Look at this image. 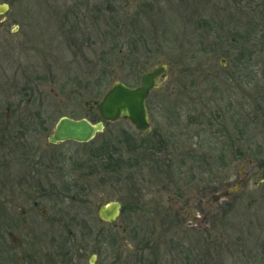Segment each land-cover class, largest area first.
I'll return each instance as SVG.
<instances>
[{
    "label": "rangeland",
    "instance_id": "374dc122",
    "mask_svg": "<svg viewBox=\"0 0 264 264\" xmlns=\"http://www.w3.org/2000/svg\"><path fill=\"white\" fill-rule=\"evenodd\" d=\"M1 4L0 208L19 223L20 258L52 255L60 239H99L119 264H264V0ZM161 65L149 134L120 120L89 143L49 144L62 117L98 123L95 104L113 84L138 87ZM3 119L30 123L25 146L8 147ZM36 160L50 169L37 173ZM239 169L241 190L215 200ZM115 201L117 226L101 224L97 204Z\"/></svg>",
    "mask_w": 264,
    "mask_h": 264
},
{
    "label": "water",
    "instance_id": "95a60500",
    "mask_svg": "<svg viewBox=\"0 0 264 264\" xmlns=\"http://www.w3.org/2000/svg\"><path fill=\"white\" fill-rule=\"evenodd\" d=\"M9 10L7 4L0 5V15ZM224 64V60L222 61ZM168 74L167 65H161L145 72L142 75L141 85L129 87L123 83L116 82L104 95L103 99L96 103V111L101 121L93 124L87 119H72L62 117L54 127V131L49 137L52 144L73 141L77 143H88L97 134L103 133L106 122H117L126 120L132 124L139 134L145 135L151 132V123L147 109V100L152 91L160 88L162 80ZM242 180L235 186L226 189L222 193V198L229 197L241 189ZM122 204L120 202H109L100 205L98 218L102 222L114 224L121 216Z\"/></svg>",
    "mask_w": 264,
    "mask_h": 264
},
{
    "label": "flooded vegetation",
    "instance_id": "af4514ba",
    "mask_svg": "<svg viewBox=\"0 0 264 264\" xmlns=\"http://www.w3.org/2000/svg\"><path fill=\"white\" fill-rule=\"evenodd\" d=\"M6 112H8V113L10 112L9 115H11L12 109H7ZM0 119H1V116H0ZM5 119H7V117H5ZM5 119H3V120H5ZM29 119H30L32 125L33 126L35 125L33 127L34 129H41V127H43L44 124L47 123V121L45 120V121H42L41 125H39V123L37 122L38 117H36V116H32V117L30 116ZM5 121L8 122V124L10 126V128H9L10 132H8L9 136L13 137V139H12L13 143L10 142V144H8V147L15 149V147L19 146L18 141L23 142L21 144L25 146V144H26L25 142L27 140L26 132L30 131V128H31L30 123L27 122L28 126H21L20 125L19 129L16 130L14 125H12V124L10 125V122H11L10 120L9 121L5 120ZM1 124H0V128H1ZM4 125H5L4 128L7 129V125L6 124H4ZM44 127H43V129H47ZM0 140H2V137ZM4 141L6 142L5 136H4ZM48 142H49V138H48ZM49 144H51V146H52V145H57L60 143L52 144L49 142ZM2 145H3V143H2ZM0 146H1V144H0ZM12 149L9 150V152L13 154ZM21 161H24V160L22 159ZM36 161H37V163L33 162V164H34L33 166H37V168H38L36 170L37 173H42L43 170L48 171V168L50 169V164H48V160H46V162H45V160H36ZM26 163H27V160H26ZM248 163L252 166L255 165L254 160H250V161H248ZM262 171L264 173V170H262ZM239 173L242 176V178L239 179V180H242V185H241V188H242L243 183H244L243 179L247 178V173H245L243 170H240V169H239ZM34 178H35V176H34ZM259 183H261V184L264 183V175H263V178L260 179ZM225 190H223L219 194V196L214 197V199L215 200H217V199H222V200L228 199L229 197L222 198V193ZM237 193H235L234 195H236ZM234 195H232L230 197H233ZM99 204L103 205L101 203H98L97 204L98 207H99ZM205 209H206L205 213H208L209 212V204L208 203L206 204ZM3 210L4 209L0 208V264H87L84 257L86 255V252L89 250L94 252V253H92L90 258L88 259V264H119V260L114 259V257L110 254L111 245H110L109 240H99V239H95L91 242V243H93L92 244L93 248L89 244L87 245V242H90L88 239L85 240V242L81 241V243H79L78 245L76 244L77 242H79L77 240H68V241H66L64 239L56 240V242L54 241L55 245L53 246L54 251L52 252V255H50L49 253H46V255H33V254L32 255H25V256H23L25 259V261H24L21 259V258H23L22 256L20 258L17 255V252H18L17 249L15 250V248H13V241H15L16 238L14 237V233H12V232H13V230H15V228L18 226L19 223L17 222V220L15 219L14 216L13 217L11 216V218L8 217L6 215L7 213L3 212ZM38 211H39L40 217H42V219H44L45 221L51 219L50 212L48 209L43 208V209H40ZM57 215H59V214H57ZM97 215H98V212H97ZM9 219L11 222L6 221ZM98 220L101 224L108 225L110 227H116L117 226V221L114 224H111V223H107V222H102V221H100L99 218H98ZM23 224H24V226L27 225L25 222H23L22 225ZM54 224H55L54 219L51 222H48V221L46 222V225H49V226H53ZM81 225L83 226V228H85V227L87 228L86 223L83 222ZM6 242L8 243V245ZM71 242H75V243H71ZM4 247H5V249H4ZM6 247H9V248H6ZM31 247H32L31 249H33V246H31ZM89 247H90V249H89ZM20 249L21 248H19V250ZM262 263H264V262H262Z\"/></svg>",
    "mask_w": 264,
    "mask_h": 264
},
{
    "label": "trees",
    "instance_id": "16d2710c",
    "mask_svg": "<svg viewBox=\"0 0 264 264\" xmlns=\"http://www.w3.org/2000/svg\"><path fill=\"white\" fill-rule=\"evenodd\" d=\"M91 173H93V172H91Z\"/></svg>",
    "mask_w": 264,
    "mask_h": 264
}]
</instances>
